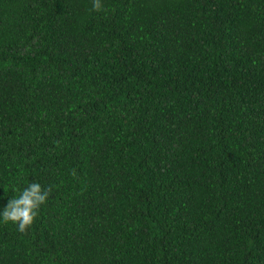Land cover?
<instances>
[{"label":"trees","instance_id":"obj_1","mask_svg":"<svg viewBox=\"0 0 264 264\" xmlns=\"http://www.w3.org/2000/svg\"><path fill=\"white\" fill-rule=\"evenodd\" d=\"M0 0V264H264V0Z\"/></svg>","mask_w":264,"mask_h":264},{"label":"clouds","instance_id":"obj_2","mask_svg":"<svg viewBox=\"0 0 264 264\" xmlns=\"http://www.w3.org/2000/svg\"><path fill=\"white\" fill-rule=\"evenodd\" d=\"M92 7L101 10V0H92ZM17 193L0 209V223L11 222L18 231H25L30 227L38 215L41 205L49 198V191L38 180H31L23 188L13 186Z\"/></svg>","mask_w":264,"mask_h":264}]
</instances>
